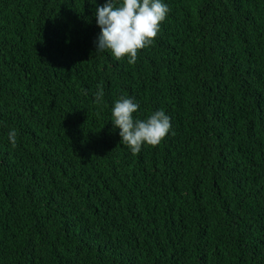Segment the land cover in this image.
<instances>
[{
	"label": "trees",
	"instance_id": "obj_1",
	"mask_svg": "<svg viewBox=\"0 0 264 264\" xmlns=\"http://www.w3.org/2000/svg\"><path fill=\"white\" fill-rule=\"evenodd\" d=\"M107 2L0 0V264H264V0H162L134 64L97 51Z\"/></svg>",
	"mask_w": 264,
	"mask_h": 264
},
{
	"label": "clouds",
	"instance_id": "obj_2",
	"mask_svg": "<svg viewBox=\"0 0 264 264\" xmlns=\"http://www.w3.org/2000/svg\"><path fill=\"white\" fill-rule=\"evenodd\" d=\"M162 0H108L96 9L97 24L101 32L97 38V51L110 50L116 59L127 56L128 63L134 64L138 50L153 43L160 24L168 12ZM96 103L103 102L102 87L95 93ZM139 105L133 98L120 97L112 108L114 128L120 129L121 143L127 145L133 154L140 152L142 144L158 145L168 134L171 127L170 117L163 110H157L145 120L134 118ZM12 147L17 145V132L8 133Z\"/></svg>",
	"mask_w": 264,
	"mask_h": 264
}]
</instances>
